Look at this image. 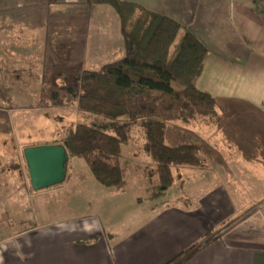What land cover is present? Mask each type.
Segmentation results:
<instances>
[{
    "label": "crops",
    "instance_id": "obj_1",
    "mask_svg": "<svg viewBox=\"0 0 264 264\" xmlns=\"http://www.w3.org/2000/svg\"><path fill=\"white\" fill-rule=\"evenodd\" d=\"M125 1L171 17L206 45L198 86L216 99L217 116L212 126L194 129L191 143L200 145L209 168L175 173L176 183L159 200L149 199L148 189L145 195L118 192L93 173H75L69 188L46 190L65 199L61 214L72 215L55 219L60 209L51 205L33 213L31 226L1 227L0 264H264V0ZM65 3L72 5L64 16L69 24L82 15L107 23L86 29L76 52L81 60L123 51L116 10L90 0ZM15 5L0 0V10ZM104 32L113 39L90 38ZM103 41H114L109 52L90 50ZM180 130L174 127L170 138L178 139ZM37 141L32 144L52 143Z\"/></svg>",
    "mask_w": 264,
    "mask_h": 264
},
{
    "label": "trees",
    "instance_id": "obj_2",
    "mask_svg": "<svg viewBox=\"0 0 264 264\" xmlns=\"http://www.w3.org/2000/svg\"><path fill=\"white\" fill-rule=\"evenodd\" d=\"M90 2L117 11L125 56L81 72L74 130L48 144L64 146L71 160H86L101 185L124 192L130 180L121 164L123 146L138 143L155 166L157 183L148 188L149 199L159 200L176 183V169L209 168L199 144L166 141L171 120L205 128L216 119V99L198 86L209 51L169 16L125 0Z\"/></svg>",
    "mask_w": 264,
    "mask_h": 264
},
{
    "label": "rangeland",
    "instance_id": "obj_3",
    "mask_svg": "<svg viewBox=\"0 0 264 264\" xmlns=\"http://www.w3.org/2000/svg\"><path fill=\"white\" fill-rule=\"evenodd\" d=\"M13 1L17 5L0 10V229L9 227L12 230L20 229L21 225L35 224L33 215L44 213L51 205L60 209L53 216L55 219L72 215L66 214V209L61 214L65 199L55 200L53 194L50 196L46 190L59 185L69 188L75 173H87L91 178L92 171L86 160H70L66 181L36 191L31 185L26 148L22 144L29 139L32 144L37 139L40 141L35 143L42 140L45 143L47 138H50L49 142H55L70 136L78 119L76 105L81 72L98 70L105 66L106 61H116L125 56L123 48L114 57L103 59L104 56L100 55L93 61L81 60L76 52L86 29L103 27L107 23L85 15L76 17L72 24L67 22V18L65 22L64 16L72 12L68 9L72 5L66 6L65 0ZM87 3H80L82 11ZM113 37L111 32L90 36L91 39L103 40ZM113 44L114 41L95 42L90 50L105 54ZM90 62L98 63L88 66ZM57 95L67 100H55ZM174 127L181 128L182 136L178 139L170 138ZM167 128L166 141L171 146L194 142L193 138L197 137L198 131L195 132L194 127L177 120H171ZM122 155L121 164L129 170V191L145 195V191L157 183L155 166L136 142L124 145ZM182 170L184 168L176 169V175Z\"/></svg>",
    "mask_w": 264,
    "mask_h": 264
},
{
    "label": "water",
    "instance_id": "obj_4",
    "mask_svg": "<svg viewBox=\"0 0 264 264\" xmlns=\"http://www.w3.org/2000/svg\"><path fill=\"white\" fill-rule=\"evenodd\" d=\"M31 185L34 190L60 184L67 175L69 154L62 145H36L25 150Z\"/></svg>",
    "mask_w": 264,
    "mask_h": 264
}]
</instances>
